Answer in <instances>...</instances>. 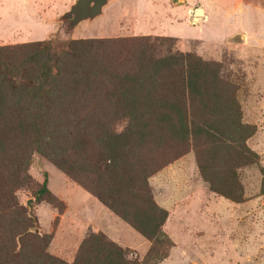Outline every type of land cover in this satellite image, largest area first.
<instances>
[{"label": "rangeland", "instance_id": "obj_1", "mask_svg": "<svg viewBox=\"0 0 264 264\" xmlns=\"http://www.w3.org/2000/svg\"><path fill=\"white\" fill-rule=\"evenodd\" d=\"M54 2H58L59 7L53 13L61 10L64 14L75 0H49L47 6H53ZM137 3V0H115L104 9L101 18L77 24L68 37V19L62 23L58 17L56 22L49 23L52 17H48L47 27L34 26L30 24V17L34 16L35 9L28 8L32 6L28 0H0V46L39 44L50 56L49 63L52 64L60 52L67 50L70 40H119L110 47L99 46L108 55L104 58L106 65L110 69L116 68L118 73L133 74L136 71L135 57L141 44L148 46L147 52L154 58L175 56L196 60L207 71L206 87L210 86L211 90L213 85L220 100L232 105L230 112L226 111V117L233 119L238 110L240 124L251 131L244 141L251 159L232 169L234 178L232 172L227 176L228 182L235 180L239 185L241 200L234 203L209 190L197 168L195 151L202 148L196 146L190 134L185 136V142L173 143L166 153L165 145L161 143L155 150V141L148 138L145 149H153L155 154L150 163L160 165V168L147 183L154 204L166 212L161 232L170 242L167 248L163 242L151 244L49 160L32 153L27 168L30 182L15 193L26 215V202L30 200L35 229L31 231V226L27 232L38 237L49 234L46 253L66 263L73 261L84 237L99 232L126 250L127 260L138 263L144 260L145 264H150L152 255L166 252V256L155 264H264V0H162L158 4L163 5L164 11L185 6L189 7L190 15L200 8L205 16L204 21H195L191 17L178 25H173L174 21L170 19L171 23L166 27L159 23V12L154 16L150 14V9L143 6L144 1L141 5L145 11L140 15ZM174 20L182 19L174 16ZM159 25L160 32L165 30L163 33L155 30ZM45 31L48 37L43 40L18 39L41 35ZM168 31L179 37L169 36ZM30 50L29 47L22 53ZM19 54L15 52L12 56ZM167 81L168 76H159L157 95L163 100L167 97L184 102L176 86L172 82L166 84ZM112 101L114 97L107 96L106 89L83 86L72 91L67 112L77 113L76 120L93 116L108 123L109 130L118 134L126 128L128 117L125 110L114 113L111 106H107ZM148 110L146 107L133 109L134 120L152 128L154 124ZM84 126L87 129L83 132L90 135L96 129L91 124ZM161 136L167 138L168 132L162 130ZM205 159L207 161V154ZM220 159L218 157L216 162ZM86 176L88 178H84ZM44 178L59 209L44 200L34 202V192ZM79 179L86 182L91 176L80 174Z\"/></svg>", "mask_w": 264, "mask_h": 264}, {"label": "trees", "instance_id": "obj_2", "mask_svg": "<svg viewBox=\"0 0 264 264\" xmlns=\"http://www.w3.org/2000/svg\"><path fill=\"white\" fill-rule=\"evenodd\" d=\"M115 42L119 40H70L52 64L39 44L0 46V264H145L144 260H127L126 250L99 232L81 240L71 263L47 254L50 235L27 232L31 219L15 195L30 182L27 168L32 153L49 160L151 244L163 242L167 248L170 242L161 232L166 212L154 204L147 183L160 168L150 163L155 154L145 149L148 138L155 141V150L165 145L166 153L190 134L202 148L195 151L197 168L209 190L240 202L241 189L235 180L228 182L227 176L251 159L244 148L251 131L240 124L238 110L233 119L226 117L232 105L220 100L213 85L211 90L206 87L205 66L187 57L154 58L148 46L141 44L136 71L118 73L106 65L108 55L99 47ZM29 47V52L22 53ZM15 52L21 54L14 57ZM160 75L168 76L166 84L172 82L184 102L157 95ZM83 86H98L114 97L107 106L114 113L125 110L124 131L111 132L108 123L93 116L78 121L77 113L68 114L72 91ZM139 107L156 109L148 110L154 127L135 122L133 109ZM85 124L96 127L93 134L83 132ZM162 130L168 132L165 139ZM80 174L91 179L84 182ZM43 200L59 209L45 178L34 192L35 203ZM165 256L166 252L152 255L150 264Z\"/></svg>", "mask_w": 264, "mask_h": 264}, {"label": "crops", "instance_id": "obj_3", "mask_svg": "<svg viewBox=\"0 0 264 264\" xmlns=\"http://www.w3.org/2000/svg\"><path fill=\"white\" fill-rule=\"evenodd\" d=\"M49 0H28V3H30V4H32V6H28V8H34L35 9V12H34V16H31L30 17V24L31 25H33L34 24V26H43L44 28L45 27H47V18L49 17V19H50V17H52V19H51V21L49 22V23H53V22H56L57 21V19H58V17H60L59 15L60 14H63V12L60 10V12L59 13H57V14H55V12L53 13V11H54V9L57 11V8L59 7V4H57L58 2H54V4H53V6H51L50 4L47 6V2H48ZM143 1L145 2V4H143ZM114 2H115V0H110V1H108L102 8H101V13H100V15L99 16H97V17H95V18H93L92 20H96V19H98V18H101L102 16H103V12H104V9L105 8H107V6L108 5H110L111 3H113L114 4ZM137 4H136V7H137V11H138V13H140V15L145 11L144 10V8L142 7V5L141 4H143V6L148 10V9H150V14H152L153 16L154 15H156L158 12H159V14H160V18H161V20L159 21V23L161 24V23H164V25H165V27L167 26V25H169V23H171V20L170 19H173V25H178V24H181V23H185V19H190L191 20V17H192V15H190L187 11L189 10V7L187 8V7H185V6H180V7H178L177 8V10H175V11H172V10H170L169 8H165V9H169V11L167 12V11H164L162 8H163V5L162 6H159V4L158 3H160V2H162V0H155V2H154V0H137ZM138 5L140 6L139 7V9H138ZM69 6V5H68ZM67 6V7H68ZM157 7V8H156ZM155 8V9H154ZM153 11H155V12H153ZM201 11H202V16H203V21H204V11L201 9ZM54 14H55V16H54ZM191 14H193V13H191ZM53 16H54V18H53ZM174 16H177L178 18H180V19H182V20H180V21H176L175 22V20H174ZM201 16V17H202ZM197 18L199 21L202 19V18ZM91 20V21H92ZM197 20V21H198ZM85 22V21H84ZM81 23V22H80ZM80 23H78V25L80 24ZM151 23H152V21H151ZM152 24H154V23H152ZM31 25H30V27H31ZM50 25V24H49ZM163 25V26H164ZM187 25V24H186ZM169 27H171V26H169ZM157 32H160L159 30H162V29H160V25L155 29ZM35 31V30H34ZM163 31H165V30H163ZM163 31H161L160 33H163ZM166 34V33H165ZM167 34L169 35V36H175V37H179V35L178 34H175V32H167ZM166 34V35H167ZM48 37V32L47 31H45V32H43L41 35H36V34H34L32 37H30V36H28V37H26V39H22V38H18V39H20V40H22V41H28V40H30V39H45V38H47ZM34 215V214H33Z\"/></svg>", "mask_w": 264, "mask_h": 264}, {"label": "water", "instance_id": "obj_4", "mask_svg": "<svg viewBox=\"0 0 264 264\" xmlns=\"http://www.w3.org/2000/svg\"><path fill=\"white\" fill-rule=\"evenodd\" d=\"M110 0H75L73 5H70L69 11L64 13L59 17V21L63 23L64 20H69V28H68V37L71 34V30L74 26H76L80 22H89L93 18L97 17L101 13V8ZM95 11H93V8ZM200 8H197L193 11L192 19H197L200 15ZM28 207L27 215L31 219L32 227L31 231L35 229V218L32 212V207L30 206V200L26 202Z\"/></svg>", "mask_w": 264, "mask_h": 264}, {"label": "bare ground", "instance_id": "obj_5", "mask_svg": "<svg viewBox=\"0 0 264 264\" xmlns=\"http://www.w3.org/2000/svg\"><path fill=\"white\" fill-rule=\"evenodd\" d=\"M199 16V18L202 16V11H200V15H198ZM202 19H201V21L203 20V16L201 17ZM195 21H197L198 19H194Z\"/></svg>", "mask_w": 264, "mask_h": 264}]
</instances>
